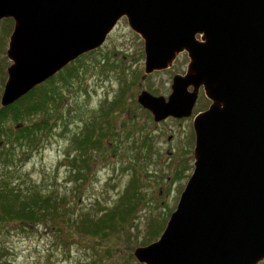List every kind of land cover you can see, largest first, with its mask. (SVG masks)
<instances>
[{
    "label": "water",
    "instance_id": "obj_1",
    "mask_svg": "<svg viewBox=\"0 0 264 264\" xmlns=\"http://www.w3.org/2000/svg\"><path fill=\"white\" fill-rule=\"evenodd\" d=\"M126 18L144 40L145 76L187 53L168 99L143 91L156 123L193 115L194 172L160 238L135 251L143 264L264 261V0H0L11 19L9 107L80 57ZM192 89V90H191Z\"/></svg>",
    "mask_w": 264,
    "mask_h": 264
},
{
    "label": "rangeland",
    "instance_id": "obj_2",
    "mask_svg": "<svg viewBox=\"0 0 264 264\" xmlns=\"http://www.w3.org/2000/svg\"><path fill=\"white\" fill-rule=\"evenodd\" d=\"M13 30V21H0V99L12 64L7 49ZM189 63L183 53L170 69L145 76L144 40L123 18L99 50L63 70V77L77 75L69 86L55 76L51 86L60 96L52 111L25 122L45 121L49 129L37 144L16 151L14 165L0 162V185L53 193L61 209L56 223L0 226V264H143L135 251L157 241L176 210L194 172L193 120L211 102L202 90L191 118L156 123L138 97L147 91L168 99L173 78L185 75ZM120 99L122 106L111 110ZM13 124L8 120L6 128ZM86 135L96 145L82 147ZM126 203L135 212L121 222L114 217L107 235L76 228L78 220Z\"/></svg>",
    "mask_w": 264,
    "mask_h": 264
},
{
    "label": "trees",
    "instance_id": "obj_3",
    "mask_svg": "<svg viewBox=\"0 0 264 264\" xmlns=\"http://www.w3.org/2000/svg\"><path fill=\"white\" fill-rule=\"evenodd\" d=\"M12 22V20H9ZM63 72V71H62ZM60 72L58 77H61V81L65 85L69 86L71 81L77 77V75L62 76ZM56 78H52L45 84L36 87L27 96L16 102L15 104L2 108L0 105V162H3L7 167L14 165L19 148L32 147L39 142V139L43 136V130L47 127L44 122H35L30 126L25 125V122L30 121L33 117L41 114L42 112H51V104L55 101V98L59 95V87L56 89L52 87L53 81ZM123 101L117 100L111 105V110L120 108ZM148 112V111H147ZM13 120V128L7 129L6 123L8 120ZM81 143V146L85 142L89 141L91 144L96 145V142L92 137H88ZM26 152V151H25ZM91 164V161H90ZM89 161L85 164L86 168L90 169ZM56 197L53 193L49 195L41 194V191L37 187L30 191L21 189L19 186L15 187L8 183L0 185V226L7 225L10 222L20 221L25 228H31L34 225L41 224L43 222L47 224L49 219L52 223H56L55 219L58 218L59 210L61 209L60 203L56 201ZM119 210H113L108 214H104L101 217H85L83 220H78L76 228L81 233L91 235L94 237L107 235L109 223H112L114 217H119V222L126 220L135 212V207L124 204ZM49 216H54V219ZM112 226L114 227L113 223ZM155 230L152 234H159Z\"/></svg>",
    "mask_w": 264,
    "mask_h": 264
},
{
    "label": "flooded vegetation",
    "instance_id": "obj_4",
    "mask_svg": "<svg viewBox=\"0 0 264 264\" xmlns=\"http://www.w3.org/2000/svg\"><path fill=\"white\" fill-rule=\"evenodd\" d=\"M204 91V89L203 88H201V90H200V93H199V97H200V94H201V91ZM199 100V99H198ZM209 100V99H208ZM210 101V100H209ZM211 102V101H210ZM197 103H198V101H197ZM206 111V110H205ZM205 111H202V112H205ZM202 112H200V113H202ZM199 113V114H200ZM191 118V117H190ZM169 119H174V118H169ZM168 119V120H169ZM189 119V118H188ZM175 120H184V119H175ZM167 121V120H166ZM163 123V122H162ZM193 137H194V143H195V141H196V136H195V132H194V128H193Z\"/></svg>",
    "mask_w": 264,
    "mask_h": 264
}]
</instances>
